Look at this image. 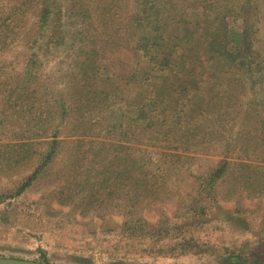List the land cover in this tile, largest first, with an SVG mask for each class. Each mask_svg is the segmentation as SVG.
Instances as JSON below:
<instances>
[{"label": "rangeland", "instance_id": "1", "mask_svg": "<svg viewBox=\"0 0 264 264\" xmlns=\"http://www.w3.org/2000/svg\"><path fill=\"white\" fill-rule=\"evenodd\" d=\"M0 257L264 264V0H0Z\"/></svg>", "mask_w": 264, "mask_h": 264}, {"label": "water", "instance_id": "2", "mask_svg": "<svg viewBox=\"0 0 264 264\" xmlns=\"http://www.w3.org/2000/svg\"><path fill=\"white\" fill-rule=\"evenodd\" d=\"M0 264H47V263L0 257Z\"/></svg>", "mask_w": 264, "mask_h": 264}, {"label": "trees", "instance_id": "3", "mask_svg": "<svg viewBox=\"0 0 264 264\" xmlns=\"http://www.w3.org/2000/svg\"><path fill=\"white\" fill-rule=\"evenodd\" d=\"M186 125H188V124H186Z\"/></svg>", "mask_w": 264, "mask_h": 264}]
</instances>
